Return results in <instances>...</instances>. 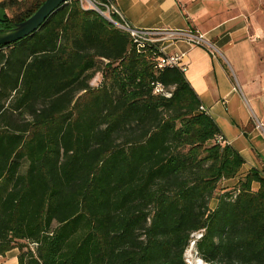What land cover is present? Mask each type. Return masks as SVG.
<instances>
[{"label": "trees", "instance_id": "trees-1", "mask_svg": "<svg viewBox=\"0 0 264 264\" xmlns=\"http://www.w3.org/2000/svg\"><path fill=\"white\" fill-rule=\"evenodd\" d=\"M44 1L1 2L0 32ZM156 56L75 0L0 45V255L187 264L192 243L205 264H264V178L241 176L244 160L214 142L220 131L183 72L156 70Z\"/></svg>", "mask_w": 264, "mask_h": 264}, {"label": "crops", "instance_id": "crops-1", "mask_svg": "<svg viewBox=\"0 0 264 264\" xmlns=\"http://www.w3.org/2000/svg\"><path fill=\"white\" fill-rule=\"evenodd\" d=\"M113 2L134 29L198 31L214 44L219 56L184 42L167 45L165 53L186 54L184 78L244 160L241 176L256 170L264 178V130L256 128L264 126V0ZM17 255L16 249L0 255V264H18Z\"/></svg>", "mask_w": 264, "mask_h": 264}, {"label": "built area", "instance_id": "built-area-1", "mask_svg": "<svg viewBox=\"0 0 264 264\" xmlns=\"http://www.w3.org/2000/svg\"><path fill=\"white\" fill-rule=\"evenodd\" d=\"M75 1H77L82 10L94 11L114 28L126 33L137 51L144 49L155 51L157 53L154 59V68L156 70L177 68L184 72L186 54L184 52L173 54L165 53L166 46L175 42H184L190 47H201L212 57L220 55L214 44H212L204 34L198 31L137 30L132 28L124 20L113 0ZM92 81L93 80L90 82V87L92 88H97L101 84V81H98L95 86H92ZM151 86L153 87L154 95H163L165 97L170 95L166 92L161 83H151ZM199 111L204 112V108L199 106ZM256 128L262 131L264 130L263 124L260 123H257ZM214 142L222 146L228 145L221 134L215 136Z\"/></svg>", "mask_w": 264, "mask_h": 264}, {"label": "water", "instance_id": "water-1", "mask_svg": "<svg viewBox=\"0 0 264 264\" xmlns=\"http://www.w3.org/2000/svg\"><path fill=\"white\" fill-rule=\"evenodd\" d=\"M70 0H45L38 10L27 20L14 24L7 32H0V45L15 43L37 31L48 17ZM6 13L0 9V24L6 21Z\"/></svg>", "mask_w": 264, "mask_h": 264}, {"label": "rangeland", "instance_id": "rangeland-1", "mask_svg": "<svg viewBox=\"0 0 264 264\" xmlns=\"http://www.w3.org/2000/svg\"><path fill=\"white\" fill-rule=\"evenodd\" d=\"M91 80H93V81H92V84H91L92 86H95L96 83H97L98 81H102V80H103V77H102V72H101V70H98V71L94 74V76H93V78H92ZM90 82H91V81H90ZM26 166H27L26 163L23 162V163H22V166H21V169H20V172H21V173H24ZM236 182H237V179H233V180L224 181V182L220 183V185L218 186V189H217V194L222 193V192L227 191V190H231L232 187L236 184ZM255 189H256V186L253 187V190H255ZM214 205H215V200L212 199V200L210 201V203H209V207H210V208H213ZM184 257H185V261H186L187 264H205V263H204V262H203V261H202V260L196 255L192 243H191L190 246L186 249Z\"/></svg>", "mask_w": 264, "mask_h": 264}]
</instances>
